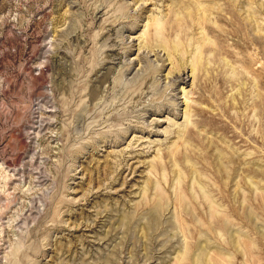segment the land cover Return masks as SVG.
Segmentation results:
<instances>
[{
  "label": "rangeland",
  "instance_id": "374dc122",
  "mask_svg": "<svg viewBox=\"0 0 264 264\" xmlns=\"http://www.w3.org/2000/svg\"><path fill=\"white\" fill-rule=\"evenodd\" d=\"M0 264H264V0H0Z\"/></svg>",
  "mask_w": 264,
  "mask_h": 264
},
{
  "label": "bare ground",
  "instance_id": "6f19581e",
  "mask_svg": "<svg viewBox=\"0 0 264 264\" xmlns=\"http://www.w3.org/2000/svg\"><path fill=\"white\" fill-rule=\"evenodd\" d=\"M213 45V44H212ZM207 48L205 47V50H206ZM186 70L185 71H183L182 73H180L178 76H177V79H176V83L177 82H181V83H187L186 81H187V79H188V77H186ZM221 176V175H220ZM203 189H204V187H203ZM207 196V195H206ZM193 200V199H192ZM190 202V201H189ZM192 203V202H191ZM194 203V202H193ZM186 206V205H185ZM198 207V206H197ZM206 207V206H205ZM196 208V207H195ZM192 210V209H191ZM190 210V211H191ZM193 212V211H192ZM191 212V213H192ZM201 212V211H200ZM211 212V211H210ZM198 213V212H197ZM202 213V212H201ZM194 216V215H193ZM202 216V215H201ZM217 216V215H216ZM153 218H152V220L151 221H155V222H158V220H157V218H155L154 216H152ZM206 219V218H205ZM213 219V218H212ZM200 221V220H199ZM206 221V220H205ZM215 221V220H214ZM150 222V221H149ZM223 222V221H222ZM152 223V222H151ZM202 223V222H201ZM204 225V224H203ZM152 226H155V224L154 225H152ZM217 226V225H216ZM225 226V225H224Z\"/></svg>",
  "mask_w": 264,
  "mask_h": 264
}]
</instances>
